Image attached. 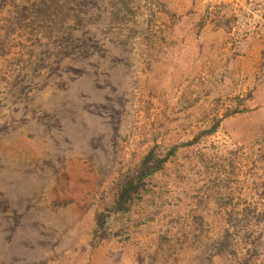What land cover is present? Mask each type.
Wrapping results in <instances>:
<instances>
[{
  "label": "rangeland",
  "instance_id": "obj_1",
  "mask_svg": "<svg viewBox=\"0 0 264 264\" xmlns=\"http://www.w3.org/2000/svg\"><path fill=\"white\" fill-rule=\"evenodd\" d=\"M0 264H264V0H0Z\"/></svg>",
  "mask_w": 264,
  "mask_h": 264
},
{
  "label": "trees",
  "instance_id": "obj_2",
  "mask_svg": "<svg viewBox=\"0 0 264 264\" xmlns=\"http://www.w3.org/2000/svg\"><path fill=\"white\" fill-rule=\"evenodd\" d=\"M214 126L209 131H213ZM177 146H170L164 153H159L156 146L150 147L135 164L125 169L115 181V191L111 204L96 211L93 217L92 240L106 236L107 223L112 215H127L141 195L148 191L153 175L160 171Z\"/></svg>",
  "mask_w": 264,
  "mask_h": 264
}]
</instances>
